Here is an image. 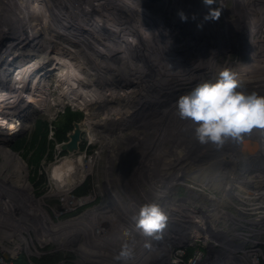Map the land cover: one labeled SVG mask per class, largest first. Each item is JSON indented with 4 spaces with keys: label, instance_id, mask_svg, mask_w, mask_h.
<instances>
[{
    "label": "rangeland",
    "instance_id": "obj_1",
    "mask_svg": "<svg viewBox=\"0 0 264 264\" xmlns=\"http://www.w3.org/2000/svg\"><path fill=\"white\" fill-rule=\"evenodd\" d=\"M19 1L29 8L27 12L21 14L23 19L18 20L19 24L15 25L12 21H9V18L11 19L12 15L4 16L0 19V33L14 34L13 32H19L16 39L17 43H15L16 45L22 44L23 40L27 36H32L34 38L39 37L36 29L37 27H40V31L42 32L41 22H45V15H48V18L51 20H54L55 16H62L64 13L62 10H64L67 2V0H58L59 3L57 5H52L48 9V11L52 10L53 14H55L54 16L52 12L46 13L45 15L44 13L38 12V5L44 0H28L29 2H34L30 5H27V3L22 0ZM52 1L53 3H56L55 0ZM86 1L88 0H72V3H77V5L83 6ZM91 1H93L91 3H93L94 10L101 8L102 11L104 10V12H102L103 14L105 13L104 15L107 16V14H111V16L114 15L116 18L121 17V11H125L126 6L128 10L134 8V4H129L130 0ZM161 3H167V7H165L166 11L161 12L162 9H159L158 4L152 7L150 6L151 17L145 16V13L143 12L146 10V6H142V11L135 21L136 23H140L141 30L138 32L134 29L129 32L137 34L141 39L143 38L149 42L151 41L150 45H144L142 51L138 52V55L140 54L141 64L135 63L133 67L130 64L131 61H128L127 64L123 63L124 65L121 67L123 70L122 72L120 70H116V68L114 69L116 70L115 73L105 72L106 79L107 77L111 80L113 79L109 82V84H111L110 88L113 90L112 94H114L115 99H120L119 97L122 93L121 91H123L124 94L134 91L138 92L140 89L143 92L144 90L146 92L142 94V91L140 90L141 92L139 93L141 94L136 93V95H139L135 97L132 105H129L127 112H117L118 118H116L115 122L118 124L112 126L110 125V128L108 127L109 130H107L108 133L106 135L109 139H107V141H102L104 139L102 134H96L94 128H98L99 126L97 124L93 125L92 122L94 121L93 119L97 120V122H102L105 117L111 118V116H108L110 114L113 118L115 117L114 111L116 110L109 111L108 113H98L95 117L93 114L94 112L91 109L85 108L83 104L80 107L74 106L72 103H66L64 99H62V103L59 104V99L56 101V98L59 96L56 89H53L49 95L47 94L44 103L41 99H36V93L33 94V92L30 91L28 95H30L29 98L32 99H16L15 102H17L12 104L9 107V110L6 109L3 112H0V176L4 177L1 180L2 186H0V192L3 189V186L9 184L8 188H14L11 189V193L17 195L18 187L15 188L13 183L17 179L21 178L22 175H27L26 179L32 186L29 187V189L32 190L36 197L39 196L41 205L46 208L51 215L52 210H64L65 215L63 216V219H65L71 216L74 217L77 213L93 205L109 209L108 203L113 200L110 198V195L114 197V200L118 201L119 205L120 203H129L131 201L129 197H131L132 194L136 193L137 189H139L141 190L142 201L141 206L140 203H135L137 209H140L146 204L154 203L159 205L169 218H172L171 221L170 219L168 220L172 223H177L179 225L180 223L178 222H181L182 220L187 221V217L191 219V229H189L188 223L183 221L184 225L187 224V230H181L180 232L181 238L189 239L191 241L190 244L192 245L195 244L197 246L201 244L202 246H205V243L202 240L205 235L209 238L211 234H213V237H211V240L208 239L207 242H217L218 239L215 237V233H217L216 231L221 230L219 226L221 222L222 227L226 226L231 234L235 232L234 234L237 235L238 232L236 231L246 232V230L241 228L244 225L240 223L241 221L234 213L236 202H238L236 196H239L237 193L241 191V187L243 188L246 176L236 177L234 175L236 173H232L233 171L237 172L238 170V165H234L237 161H232L233 164H231V168L226 166L223 169L224 166H220L219 168L214 167L213 170V166L215 164L222 163V158L218 159L219 157H217L221 152L216 150L214 147H208L213 150V153L209 157L203 159V154L205 155V149L207 148H205L204 145L199 144L194 138V128L192 124L188 121L181 120L175 114V105L180 96L189 93L198 84L203 82H215L217 80L219 71L212 69L213 64L216 62H218L219 65L223 62L227 68L233 72L240 71L238 72V79L239 81H242V91L245 90L244 92L246 93L255 92L258 95L264 96V91H262L264 84L262 81L254 79L251 83L249 82L250 85L243 86L246 82L240 78L241 70H243V72L248 71V65L252 60L251 51H256L262 55L264 54V45L261 48H256L253 43L250 42L248 44V40H246L248 28H245V26L243 28L242 19L240 17L238 18V8L240 6V2L237 3V0H215V4L211 7L221 9V16L218 21L204 19L208 14L209 7L204 4L203 0H161L160 4ZM9 6L11 7V4ZM90 6H92V4ZM109 6H111V8H109ZM261 6V4H258L256 7ZM105 10H107V12ZM247 10L249 20L246 19L245 22H251L255 32L254 39L260 41L264 38V17H261L258 12L254 15L252 13L251 15V7L247 8ZM177 12V22L180 20L179 13H185L194 17L195 31L196 28H198L201 33V37L203 36L202 34H204V43L201 44L199 41L191 40L190 38L194 39V36L196 35V33H193L192 35H189V37L184 38L189 39L188 41H191L190 43L181 42L178 44V48H173L174 50L170 49L168 53L164 52L162 54L163 48L156 43L157 41L154 32H156L155 34L157 37L159 34L160 37L158 38H161L159 41L163 40L162 44L166 43L165 45L170 48L171 41L168 35H172L173 32H170L167 29L170 24V17L173 14L176 15ZM148 19H153V22H149L150 25L146 23ZM120 20H124L125 23H130L126 26H130L132 23L130 22V18ZM8 21L12 22V24H7ZM172 21L174 22V19ZM112 24L115 25L114 23ZM144 24L149 29L142 27ZM16 26L19 28L18 31L15 30ZM256 27L263 29L261 35L258 34L259 29L258 32L255 31L257 29ZM20 28H22V30H20ZM150 29L154 32H151ZM206 30L207 32L211 31V40H206ZM242 30L246 33L245 37H243L244 33H242ZM133 37L134 35L129 36L128 33L123 34V41H128V39ZM239 40H241V42ZM0 41V49H2L6 40L3 38ZM25 47L27 50L28 43H25ZM37 47L43 55L38 59H35L36 61H26V63L20 67H17L19 64H15V66L13 65V69L17 68L15 69V72L13 71L11 80H15L18 77L17 79L19 82L22 81L23 84L28 77H23L20 74L23 73L22 70L27 73L29 69L34 71V73L30 75L34 78L33 83H37L41 81V79L52 81L56 78L57 72L55 71V68L57 69V66L54 64L56 62L51 60L52 55L50 49L47 48V45L42 40L38 43ZM5 51L7 52V50ZM5 51L2 52V57H4L6 53ZM29 51L31 52V49H29ZM162 56H164L163 60L158 61V66L150 63V60L154 61L153 58L158 60V57ZM142 60H144V62H142ZM8 67H6L4 72L2 71L4 76H7L9 71ZM113 67L114 66H109V69H113ZM111 73L115 76H112ZM45 76H47V78ZM136 80L140 83L136 82ZM96 90L98 92L99 89ZM124 91L127 92L125 93ZM100 92L101 91L99 90V93ZM9 95L12 97L11 94ZM66 107H69L71 110L80 111L83 115L79 121L74 122L82 124L81 127L83 128L80 131L78 143L80 148L76 150L77 153L74 154H80L85 158H90L98 151L105 148L103 151L101 150L104 158H102L99 163H96L98 166L90 169L92 173L88 174L89 172H87L85 177H82L84 175L79 172H81L83 168L88 169L90 165L84 167L79 166V168L75 167V169L71 170L61 164L63 159H67V163L69 165H71V162L74 161L69 151L62 149V143H56L54 145V149L41 159L38 168H35L30 164V161L28 157L25 156L23 149L16 147L20 146L19 143L23 139L31 137L35 130L37 121L48 122L50 124V128L53 129V124L58 122ZM74 123L73 129L75 128ZM88 123H91V125H87ZM73 129L67 133V136L73 132ZM253 133L257 135L261 134V138L264 141V131L254 130ZM49 137L51 138V136ZM67 141H64L63 143ZM227 144L230 145V143ZM5 148H9L15 156L14 166H9V164H3L1 162L4 160L1 149ZM106 149H110L109 153ZM225 156L232 160V156L230 154L229 156L227 154ZM120 162L132 163L131 165H126L124 173L122 176L118 177L126 182L123 185V188L127 187V191L122 190L118 186L117 179L115 178L117 177L116 169L118 165H120ZM80 168L81 170H79ZM35 170H37V175ZM18 171L20 172V176L16 173ZM73 171L76 172L73 173ZM130 174L131 176L129 177L128 175ZM75 175L76 177L73 178L72 176ZM257 175H263L260 177V179H263L264 171ZM34 176V180H31L30 178ZM50 177L54 180H61L62 183L60 190L62 192L59 194L50 195L48 193L46 184L48 179L50 180ZM227 177H230V180H228ZM247 178H249V175ZM40 180L41 182H44L43 186L41 185ZM239 180L240 182H238ZM137 182L141 183L139 187V183ZM85 183H88L90 190L83 196H88L89 199L93 200L87 205L85 204L81 207L74 208L73 202L74 200L76 201L75 198L80 197L77 196L75 190L84 186ZM257 185H264V180H261ZM153 188H161L159 192V195H161L159 196L161 201L159 204V198L156 199L153 196L156 194V192L153 191ZM6 192L7 191L5 190V193ZM209 204L220 209V212L207 210ZM163 205L170 207V211H168ZM126 206H129V204H126ZM246 207L248 206H241V208L248 210ZM253 207L256 209L249 210V212H242L241 214H243L245 218H248V227H252L255 230L251 231L252 235L264 237V226H261V223H264V218L262 222L259 221V223H257L259 214H262V216L264 215V204L260 205L259 202ZM210 208L212 207L210 206ZM177 209L178 211H175ZM182 209L186 210L187 217L180 216ZM256 212H258V214ZM252 218H255L253 223H251ZM227 219L233 223L231 222L230 224H227ZM82 228H84V226H82ZM78 238L79 241H81L83 239V235H80ZM145 244L146 243H141V248L143 247L142 249L148 252L145 248ZM207 247L208 246H206L204 251L205 255L208 258L211 257V259L215 257L216 262L214 263L220 264L222 255H219L212 249H207ZM214 247L219 248L218 244H215ZM220 248L225 250V247L221 244ZM258 249L262 253V258H264V243L259 245ZM62 253L66 257L72 256V259H75V252L71 250H63ZM227 254H229V251H227L224 255ZM149 260H151V258H149ZM149 260L147 263H149ZM22 262V259L17 261V263L20 264H22ZM81 264L90 263L83 260Z\"/></svg>",
    "mask_w": 264,
    "mask_h": 264
},
{
    "label": "bare ground",
    "instance_id": "obj_2",
    "mask_svg": "<svg viewBox=\"0 0 264 264\" xmlns=\"http://www.w3.org/2000/svg\"><path fill=\"white\" fill-rule=\"evenodd\" d=\"M131 1H133V2H131ZM160 1L161 0H154V1L153 0H130L129 4L130 5L134 4V8H132V9L129 8L130 10H128L127 6H126V10L121 11V14H122L121 17L116 18V17H114V15L111 16V14H107V16L104 15L105 13L104 14L102 13V12H104V10L102 11L101 8H98V10H94L93 3H91L93 1H91V0L86 1V3H84L85 5L83 4V6L77 5V3H72V0H67L65 8H64V10H62L64 13L62 16L60 15L59 16L60 18H59L58 16H55V14H53L52 10L48 11V9L52 5H57L59 3L58 0H55L56 3H53L52 0H44L41 4L38 5V9H37L38 12L44 13V15L46 13L52 12V14L55 16V18H54V20H51L48 18V15H45V19H44L45 22H41L42 32L40 31V27H37V29H36L39 37L34 38L32 36H27L23 40L22 44L16 45L15 43H17L16 39H17V35H19V32H13L14 34H6V33L2 34V33H0V40L3 38L6 40V43H4L3 48L0 49V73H1L0 74V112H3L6 109L9 110V107L12 104H15L17 102V101L15 102L16 99L17 100L18 99L20 100L22 98L32 99V98H29L30 95H28V93L30 91L33 92V94L36 93L37 94L36 99H41L44 103L45 97L47 96V94L49 95L53 89L54 90L56 89V92H58L57 94L59 95L58 97L56 96L57 97L56 101H57V99H59V104L62 103V99H64L66 103H72V105L78 106V107L82 106V104H83L85 108L91 109L94 112L93 114L95 115V117L98 113H108L109 111L116 110V111H114L115 117L112 118V115L110 114L108 116L109 117L111 116V118L105 117V118H103L102 122L101 121L97 122V120L93 119L94 121L92 122L93 125L97 124L99 126L98 128H94L96 131V134H99V133L102 134V136L104 137V139L102 141H104V142L107 141V139H109V137H107L106 134L108 133L107 130H109V128H110L109 126L118 124V123L116 124V122H115L116 118H118L117 112H122V111L127 112L129 105H132L133 100L135 99V97H137L139 94H141L139 92H141L142 90L140 89L141 91L138 90V92L134 91V92H129L127 94H124L123 91H121L122 93L119 97L120 99H118V98L115 99L114 94H112L113 90L110 88L111 84H109V82H111L113 79L111 80L108 77L106 79V75H105L106 73L105 72L115 73L116 70H120L122 72L123 70L121 67H122V65H124L123 63L127 64L128 61H131L130 64L133 67H134L135 63L141 64V60H140L141 58H140V54L138 55V52L142 51V48H144V45L145 46L150 45L151 41L149 42L147 40H144L143 38L141 39L140 36H138L137 34L129 33V32L133 31L134 29L138 32L141 30L140 23L139 22L136 23L135 21L137 20L140 12L142 11V6H146V10L143 12V13H145L146 17L151 15L150 6L152 7V6H155L156 4H158L159 9H162L161 12L166 11L165 7H167V3L166 4H164V3L160 4ZM240 1L242 2L241 6H240V12H242V15H244V17L241 18L242 19V26H243V28H244V26H245V28H248V33L247 34L245 33L247 35L246 40H248V44L251 42L254 44V46H256V48H261L264 45V38H262L260 41L255 40L254 39L255 38V32L253 30V26H252L251 22L250 21H248V23L245 22L246 19L249 20L248 15H247V11H248L247 8H248V6L251 7V2L249 0H240ZM255 2H254V4H259V2H260V4L263 5L261 10H259L257 12L261 17H264V0H256ZM114 3H112V4H114ZM10 4H11L12 8L9 6ZM91 4H92V6H90ZM147 5H149V6H147ZM107 8H108V6H107ZM109 8H111V6H109ZM28 10H29L28 6L22 4L19 0H0V19L4 16L12 15V18L11 19L9 18V21H12L13 24H15V25L19 24L18 20L23 19L21 14L24 12H27ZM60 11H61V8H60ZM105 11L107 12V10H105ZM108 12H110V11H108ZM57 13H58V11H57ZM57 13H56V15H57ZM183 14H185V13H183ZM185 15H187V14H185ZM129 18L131 19L130 22H132L130 26H126L127 24H130L129 22L125 23L124 20H120V19H129ZM177 18H178V12L176 15L173 14L170 17V24H169V27L167 29L170 32H173V30L175 31L176 30L175 25L177 26L179 23H181L183 21L180 17V20L177 22ZM173 19H174V22L172 21ZM152 20L153 19H148L146 21V23L150 25L149 22H153ZM9 21L7 24H9V23L12 24V22H9ZM112 23H114L115 25H113ZM142 27L149 29L145 26V24L142 25ZM177 29H178V27H177ZM258 29L259 28H257L255 31L258 32ZM15 30L18 31L19 28L16 26ZM20 30H22V28H20ZM150 30H151V32H154L152 29H150ZM262 30L263 29H259L258 34L261 35ZM206 32H207V30H206ZM127 33L129 34V36L134 35V37L128 39V41H123L124 40L123 34H127ZM155 33L156 32H154V35H155L156 41H157L156 43L160 47L163 48L162 54L164 52L168 53L170 49L174 50L173 48H178V46H179L178 44H180L181 42L182 43H190L191 42V41H188L189 39L182 40V38H180L178 36H174L172 33V35H168V37L171 41L170 48H169L165 45L166 43L162 44L163 40L159 41L161 38H158V37H160L159 34L157 37ZM210 33H211V31L206 33L207 34L206 40L212 39V36L210 35ZM198 34H199V31H198V28H196V35L194 36V39H195V37L198 36ZM56 36H58V37H56ZM190 39L194 40L192 38H190ZM41 40L47 45V48L50 49V52L52 55L51 60L56 62V63H54L55 66H57V69L55 68V71L57 72L56 78L53 79L52 81L51 80L47 81V79H41V81H39L37 83H33L34 78L30 75H32L34 73V71L32 69H29L27 73L22 70L23 73L20 74L23 77L24 76L28 77L23 82V84H22V81L19 82V80L17 79L18 77L16 78L17 80L16 79L11 80V75H12L13 71L15 72V69L17 67L24 65L26 63V61L27 62H30L33 60L36 61L35 59H38L40 56L43 55V53L40 52L38 47H37L38 43ZM239 41L241 42V40H239ZM199 42L201 44H203L204 40H200ZM0 43H1V41H0ZM25 43H28L27 50L25 47ZM205 43H206V41H205ZM6 46H7V48H6ZM29 49H31V52L29 51ZM5 50H7V52ZM3 51L6 52L4 57H2ZM163 57L164 56L158 57L159 58L158 60L156 58H153L154 61L150 60V63H153V65L156 64L155 66H158L157 65L158 61H162ZM260 57H262V58H260ZM251 58H252V60H251L250 64L248 65V71L243 72V70H241L240 78L246 82V84H244L243 86L250 85L249 82L251 83L252 80H254V79H259L264 84V54L260 55L256 51L255 52L251 51ZM142 62H144V60H142ZM15 64L16 65L19 64V65L15 69H13V65L15 66ZM220 64L221 65H219L218 62L214 63L212 66V69H214L215 71H219V73H220L221 70H224L227 68V66L223 62ZM33 66H34V64H33ZM109 66L110 67L114 66V67H113V69L112 68L109 69ZM6 67H8L9 71L7 73V76H4V73H2V71L4 72ZM115 68H116V70H114ZM215 71H214V74H215ZM238 72H240V71L235 72L237 74V78L239 75ZM112 73H111V75L115 76ZM82 75H83V78H82ZM250 76H252V77H250ZM45 77L47 78V76H45ZM101 77H102V79H101ZM136 82H139V81L136 80ZM240 82L242 83V81H240ZM115 85H117V84H115ZM117 86H119V85H117ZM96 89H99L101 92L99 93V90L97 92ZM121 89H122V87H121ZM136 89H138V88H136ZM144 89H145V87H144ZM262 91H264V86H263ZM136 93H139V94L136 95ZM144 93H146L145 90H144V92L142 91V94H144ZM9 94H11L12 97H10ZM4 96H7V97H4ZM138 101H139V99H138ZM85 105H87L88 107ZM101 116H102V114H101ZM101 119H102V117H101ZM117 121H118V119H117ZM81 125L82 124L78 125V129L80 131L83 129L81 127ZM87 125H91V123H88ZM101 139H102V137H101ZM78 143H79V141H78ZM79 148L80 147L78 146V149ZM104 149L105 148H103L101 150L103 151ZM230 149H232V147ZM101 150L98 151L95 155L91 156L90 158H85L80 154L75 155L74 153H77L76 150L69 151V153L72 155L71 157H73L74 161H72L71 165H69L67 163L68 160L63 159L61 164L66 166L67 169L70 168L71 170L75 169V167L79 168V166L84 167V166L90 165V167L88 169L83 168V170L81 172H79L80 174L82 173L84 175L82 177H85L87 172L90 171V168L98 165L96 163H99L101 161V159L104 158V155H102ZM109 150L106 149V151L108 153H109ZM226 154L228 156H229V154L232 156L231 162L237 161L236 158L239 154L238 148L236 146H234L233 149L228 151ZM203 156H204V154H203ZM231 164H233V162ZM234 165H238V164L235 163ZM79 170H81V168ZM49 171H50V169H49ZM22 172L25 173L24 171H22ZM74 172H76V171H73V173ZM16 173L20 176L19 171ZM50 173H51V171H50ZM79 173H77V174H79ZM90 173H92V172L90 171ZM216 175H218V174H216ZM234 175L236 177H238L237 173ZM26 176L27 175H22L21 178L17 179L13 183L15 188L18 187V189H17V193L19 194L18 196H13L11 193L8 195L6 194V197L4 196V198H2V197L0 198V214L6 212V209H7V212L9 213L8 208L14 209L15 206L18 208L25 207L22 203H20V199L24 195L29 193V191H30L29 183L27 182ZM72 177L74 178V177H76V175L72 176ZM2 178H4V177L0 176V186H2V183H1ZM228 180H230V177L228 178ZM238 182H240V180ZM243 182H244V180H243ZM232 184H235V183H232ZM8 186H9V184L2 187L3 189L0 192V195H3L5 193V190L7 192H9L13 188V187L8 188ZM235 195H236V193H235ZM76 201H77L76 203H79L80 201H82V199H78ZM160 201H161V198L158 199V204ZM140 206H141V204H140ZM163 206L166 207V205H163ZM210 206L212 208H210ZM166 208L168 211H170V207H166ZM246 208H248V207H246ZM24 209L25 208H22L21 210H24ZM138 210H140V209H138ZM207 210L220 212L219 211L220 209L216 208L215 206H213L211 204L208 205ZM237 210H241L242 212H249V210H245L241 207H240V209H237ZM252 210H254V209H252ZM175 211H178V209ZM175 211H171V212H175ZM8 213H7V215H8ZM256 213L258 214V212H256ZM186 214H187L186 210L182 209V213L180 216L187 217ZM7 215H5V216H7ZM261 216H262V214H259V219H261ZM255 218H252L251 223L254 222ZM174 219H176V218H174ZM236 220H237V218H236ZM183 221H186V220H182L181 222H183ZM190 221H191V219L189 217H187L186 222L188 223L189 229H191ZM186 226H187V224H186ZM78 241H79V239H78ZM142 248H141V254H142L141 264H147L149 258H152V250L150 248L145 247L148 250V252H146V250H144ZM210 259H211V257H210Z\"/></svg>",
    "mask_w": 264,
    "mask_h": 264
},
{
    "label": "built area",
    "instance_id": "obj_3",
    "mask_svg": "<svg viewBox=\"0 0 264 264\" xmlns=\"http://www.w3.org/2000/svg\"><path fill=\"white\" fill-rule=\"evenodd\" d=\"M249 1L251 2V15L252 13L254 15L263 7L262 4L261 7H256L258 5L254 4L256 0ZM238 2H240L241 6L242 2L237 0ZM240 6L238 8V18L244 17L242 12H240ZM242 33H244L243 30ZM243 37H245V33ZM233 173L240 174L241 172L237 170V172L233 171ZM88 174H90V171ZM248 175L249 178H247ZM248 175H246L243 188L241 187V191L237 193L240 197L236 196L238 202H236L234 211L244 225L241 228L246 230V232L236 231L239 232L237 235L234 234L235 232L231 234L226 226L222 227L221 222L219 225L221 230L216 231L217 233L215 234L218 241H210L208 243L207 240H211L213 234L209 238L205 235L202 240L205 246L201 244L192 245L189 239L181 238L180 231L187 230L186 225L182 222H178L180 223L178 225L168 221L163 237L159 241L143 236L141 230L136 227L135 222L132 220L133 216L139 214L135 203L141 204L142 201L141 190L139 189L129 197L132 202L120 203L119 205L118 201L114 200V197L110 195L113 200L108 203L109 209L93 205L77 213L76 216L65 219H63L64 210H52L51 215L41 205L39 196L36 197L30 190L29 193L20 199V203L25 207L18 208L15 206L14 209L8 208L9 213L6 209V212L0 214V264H15L18 259H22V264H47L40 262V260L54 253L63 255V250L75 252V259H72V256L66 257L63 255V258L54 264H81L83 260L90 264H123V262L114 260V256L118 254L122 243L132 242L133 240L137 242L135 258L129 264H141V243L144 242L150 243V249L152 250V258L147 264H215L216 258L210 259L204 252L206 246L210 243L213 245L218 244L219 248L221 244L225 247L226 252L229 251V254L222 256L220 264H264V258H262V253L258 249L259 245L264 243V237L252 235L251 231L255 230L252 227H248V218L241 214V210H236L240 209L242 205H246L248 210H252L255 209L253 206L259 202L260 205L264 204V185H257L264 178L260 179L256 175L257 177L252 179L253 175ZM115 178L118 186L122 190L127 191V187L123 188L126 182L121 178ZM27 182L29 183L28 180ZM61 183V180H54L50 177L46 184L48 193L50 195L59 194L61 192ZM41 185L43 186L44 182H41ZM139 185L141 183L138 184V187ZM29 187H32L30 183ZM160 189L153 188V191L156 192L153 195L154 198L158 199L161 196L159 195ZM11 192L12 190L4 193L0 198L6 197V194H11ZM12 195L18 196L19 194ZM75 199H82V201L76 203L77 201L74 200V208L87 205L93 200L83 195ZM126 204H129V206H126ZM22 208L25 209L21 210ZM263 218L264 215L257 223L259 221L262 222ZM231 222L228 219L226 220L227 224ZM261 226H264V223H261ZM80 235H83V239L77 241ZM189 247L194 248L190 256L187 255Z\"/></svg>",
    "mask_w": 264,
    "mask_h": 264
},
{
    "label": "clouds",
    "instance_id": "obj_4",
    "mask_svg": "<svg viewBox=\"0 0 264 264\" xmlns=\"http://www.w3.org/2000/svg\"><path fill=\"white\" fill-rule=\"evenodd\" d=\"M209 7L205 20L218 21L220 8H212L215 0H203ZM182 20L186 19L179 13ZM237 74L229 69L220 71L215 82L198 84L176 102V115L194 128V138L201 145L222 150L227 143L241 145L254 130L264 131V96L246 93ZM132 220L142 235L161 240L169 217L157 204H146ZM137 242L121 244L114 260L129 264L135 258ZM146 248L151 244L146 243Z\"/></svg>",
    "mask_w": 264,
    "mask_h": 264
},
{
    "label": "water",
    "instance_id": "obj_5",
    "mask_svg": "<svg viewBox=\"0 0 264 264\" xmlns=\"http://www.w3.org/2000/svg\"><path fill=\"white\" fill-rule=\"evenodd\" d=\"M186 19H184L181 23H179L177 26L175 25L176 30H173V34L175 36H178L182 39L189 37V35L195 34V21L194 17L192 15H185ZM178 27V29H177ZM190 31V32H189ZM75 128L73 129V132L68 134L69 140L65 143H62V149L68 150V151H74L78 150V141L80 138V130L78 129V123H74ZM233 146H236L238 148V156L236 158L237 164H238V171L241 172L239 176H246L248 174L253 175L252 179H255V177L263 176V175H257L260 172L264 171V141L261 138V134H254L252 133L250 136L246 137L245 143L241 145H235V144H226L222 150H219L221 153L218 159H221L222 163L215 164L214 167H220L224 166L223 169L226 166L231 165V159L226 157V153L233 149ZM206 150L205 155L203 156V159L209 157L213 150L208 147H213L212 145H204ZM232 147V149H230ZM131 162H120V165H118L116 169V175L117 177L122 176L125 170L126 165H131ZM135 169V168H134ZM224 171V170H221ZM220 171V172H221ZM236 172V171H235ZM125 175V174H124ZM257 175V176H256ZM129 177L131 176L128 175ZM126 178V176H125ZM263 190V189H262ZM213 232V231H212ZM215 232V231H214ZM216 234V233H215ZM207 249H212L213 251H216L219 255L224 256L226 254V250H223L221 248H215L213 244H209Z\"/></svg>",
    "mask_w": 264,
    "mask_h": 264
},
{
    "label": "trees",
    "instance_id": "obj_6",
    "mask_svg": "<svg viewBox=\"0 0 264 264\" xmlns=\"http://www.w3.org/2000/svg\"><path fill=\"white\" fill-rule=\"evenodd\" d=\"M22 1L26 2L28 5L34 3L29 2L28 0ZM82 116L83 115L80 111L71 110L69 107H66L65 110L62 112L61 118H59L58 122L56 124H53V129L50 128V124L48 122L37 121L35 125V130L31 137L23 139L19 143L20 146L16 147L19 149H23L25 156H27L30 161V164L35 168H38L41 159L45 155H48L52 151V149H54V145L56 143L61 144L69 139L67 133L73 129V123L79 121ZM49 136H51V138ZM1 150L2 155L4 157V160L1 162L3 164H9V166H14L15 156L12 154L11 150L9 148ZM35 173L37 175V170H35ZM34 178L35 176L31 177L30 179L34 180ZM89 190L90 188L88 183H85L84 186L77 188L75 190V193L77 194V196H82L87 194ZM192 250L193 247H189L187 249L188 255L191 254ZM61 258H63V255L61 253H54L53 255L45 256L43 259L40 260V262L54 264ZM17 261H20V259H18ZM17 261L15 264L21 263H17Z\"/></svg>",
    "mask_w": 264,
    "mask_h": 264
},
{
    "label": "flooded vegetation",
    "instance_id": "obj_7",
    "mask_svg": "<svg viewBox=\"0 0 264 264\" xmlns=\"http://www.w3.org/2000/svg\"><path fill=\"white\" fill-rule=\"evenodd\" d=\"M198 31H199V29H198ZM202 35H203V36L201 37V33H200V31H199L198 36H197L194 40H196V41L204 40V34H202Z\"/></svg>",
    "mask_w": 264,
    "mask_h": 264
}]
</instances>
